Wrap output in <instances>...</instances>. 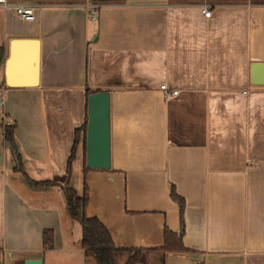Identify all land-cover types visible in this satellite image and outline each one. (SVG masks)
Here are the masks:
<instances>
[{
  "label": "crops",
  "instance_id": "obj_1",
  "mask_svg": "<svg viewBox=\"0 0 264 264\" xmlns=\"http://www.w3.org/2000/svg\"><path fill=\"white\" fill-rule=\"evenodd\" d=\"M10 1L38 8L27 20L0 5V120L16 124L20 160L0 125V264H98L64 190L37 183L67 179L87 184L86 214L111 244L149 249L147 264H264V85L252 83L264 0ZM35 35L38 84L9 87L12 39ZM31 55L21 50L16 78L32 74ZM88 86L111 94L112 165L84 170L81 131L68 178ZM173 186L186 252L164 250L166 230H181Z\"/></svg>",
  "mask_w": 264,
  "mask_h": 264
},
{
  "label": "trees",
  "instance_id": "obj_2",
  "mask_svg": "<svg viewBox=\"0 0 264 264\" xmlns=\"http://www.w3.org/2000/svg\"><path fill=\"white\" fill-rule=\"evenodd\" d=\"M0 51L3 48L0 47ZM103 88H95L88 86L86 88L87 93V103L88 96L93 92L103 91ZM88 113L85 123L77 129V135L75 140V145L72 151V155L68 161V178L71 174V162L75 154V146L79 142V133L83 132V142L87 150V123H88ZM0 125L5 129L7 138L12 144H15V128L16 124L6 125L4 121L0 120ZM84 170H89L85 164ZM39 185L50 186L58 185L65 193L68 211L73 220L80 222L82 225V246L86 254L91 255L95 258L98 264H147L149 249L135 247V248H120L113 246L111 244L109 232L105 224L97 216H88L86 214V206L88 203V186L84 183V189L82 193H79L72 185L69 183V179L65 183H59L55 180H44L37 182ZM172 198L179 204L181 212V230L180 232H174L169 228L166 230V240L164 245L165 251H180L186 252L188 250L183 243V232L185 228L184 222V210H185V200L180 196L174 186L171 191ZM44 247L46 249L54 247V231L52 229L44 230Z\"/></svg>",
  "mask_w": 264,
  "mask_h": 264
},
{
  "label": "water",
  "instance_id": "obj_3",
  "mask_svg": "<svg viewBox=\"0 0 264 264\" xmlns=\"http://www.w3.org/2000/svg\"><path fill=\"white\" fill-rule=\"evenodd\" d=\"M26 46L32 50V74L23 78L14 75V62ZM7 85L9 87L34 86L38 84L40 74V40L37 36L12 39ZM252 83L264 85V63L252 65ZM87 150L86 164L89 168L109 169L111 167V94L109 90L93 92L88 96ZM11 148L12 143H9ZM18 164L19 154L13 147ZM26 264H43L41 258L28 259Z\"/></svg>",
  "mask_w": 264,
  "mask_h": 264
},
{
  "label": "built area",
  "instance_id": "obj_4",
  "mask_svg": "<svg viewBox=\"0 0 264 264\" xmlns=\"http://www.w3.org/2000/svg\"><path fill=\"white\" fill-rule=\"evenodd\" d=\"M0 5H4L14 10V12L22 19L32 20L35 18L36 9L38 6L33 3H25L21 1L12 2L10 0H0ZM93 10V14L97 13V9L99 7V3H94L91 6ZM202 12L206 17H210L212 15L211 6L208 4L203 5ZM161 88L165 91L166 96L169 94L176 95L178 94V90H173L169 92L167 84H162ZM3 90H0V106L3 105ZM6 125H11L13 122L10 119L4 121Z\"/></svg>",
  "mask_w": 264,
  "mask_h": 264
},
{
  "label": "rangeland",
  "instance_id": "obj_5",
  "mask_svg": "<svg viewBox=\"0 0 264 264\" xmlns=\"http://www.w3.org/2000/svg\"><path fill=\"white\" fill-rule=\"evenodd\" d=\"M73 173H75V171H73ZM75 175V174H74Z\"/></svg>",
  "mask_w": 264,
  "mask_h": 264
}]
</instances>
